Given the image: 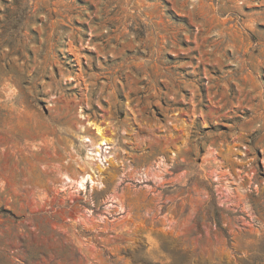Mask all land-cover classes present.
Here are the masks:
<instances>
[{
    "label": "rangeland",
    "instance_id": "rangeland-1",
    "mask_svg": "<svg viewBox=\"0 0 264 264\" xmlns=\"http://www.w3.org/2000/svg\"><path fill=\"white\" fill-rule=\"evenodd\" d=\"M263 242L264 0H0V264Z\"/></svg>",
    "mask_w": 264,
    "mask_h": 264
},
{
    "label": "trees",
    "instance_id": "trees-1",
    "mask_svg": "<svg viewBox=\"0 0 264 264\" xmlns=\"http://www.w3.org/2000/svg\"><path fill=\"white\" fill-rule=\"evenodd\" d=\"M203 185H205V189L208 192L209 195V204L206 208V215L208 217H212L215 220V226L219 232L223 235V237L226 239L227 242H230V238L225 232V230L220 226L219 224V213H225L228 216H232V214L225 212L221 208L217 207L216 202H215V193L213 191V188L209 185H207L205 182H202ZM199 219L197 218V228L200 231V227L198 225ZM145 264H148L147 262H143ZM187 264H190L189 262ZM254 264H264V242L262 243V247L260 250V254L254 258Z\"/></svg>",
    "mask_w": 264,
    "mask_h": 264
}]
</instances>
